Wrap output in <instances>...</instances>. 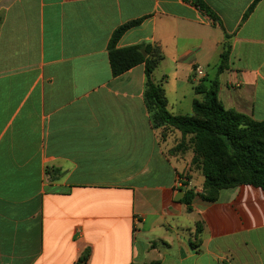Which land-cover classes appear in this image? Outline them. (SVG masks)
Here are the masks:
<instances>
[{"label": "crops", "instance_id": "obj_1", "mask_svg": "<svg viewBox=\"0 0 264 264\" xmlns=\"http://www.w3.org/2000/svg\"><path fill=\"white\" fill-rule=\"evenodd\" d=\"M203 2L217 21L184 0H0V264H264V191L175 200L192 154L152 127L144 65L111 73L112 34L141 20L115 48H159L170 114L216 79L225 110L264 121V0Z\"/></svg>", "mask_w": 264, "mask_h": 264}, {"label": "trees", "instance_id": "obj_2", "mask_svg": "<svg viewBox=\"0 0 264 264\" xmlns=\"http://www.w3.org/2000/svg\"><path fill=\"white\" fill-rule=\"evenodd\" d=\"M211 20L215 15L203 0H184ZM259 0H255L256 3ZM141 20L120 26L113 34L108 48V59L112 76L143 64L146 87L143 95L154 129H170L180 133V140L170 150L171 153L188 151L192 153L190 167H198L203 176L202 194L186 189L180 202L189 206L194 197L208 202L219 199L222 190L237 185H252L264 191V121H254L250 117L225 110L217 98L218 83L213 80L209 87L199 83L195 93L203 94V100H194L191 116H174L166 108L164 90L153 83L151 75L162 58L158 47L141 43L116 49L115 44L128 29L137 26ZM230 44L225 37L220 54L218 73L226 69ZM188 172L179 175L190 181ZM197 227V235L201 232ZM83 255L76 264H84Z\"/></svg>", "mask_w": 264, "mask_h": 264}, {"label": "rangeland", "instance_id": "obj_3", "mask_svg": "<svg viewBox=\"0 0 264 264\" xmlns=\"http://www.w3.org/2000/svg\"><path fill=\"white\" fill-rule=\"evenodd\" d=\"M157 131H158V134H159V137L161 138V139H165V138H167L168 136H169V131L167 130V129H163V128H158L157 129ZM171 139H172V144H173V146H172V148L175 146V144L180 140V139H177L175 136H171ZM171 148V149H172ZM171 149H169V153H171ZM187 152H189V150L187 151H184L182 154H180V153H171V154H173V155H181V157H184L186 154H187ZM192 154V153H191ZM192 158V157H191ZM189 166H190V161H189ZM190 169L193 171V173H195V175H194V182H193V184H191V187H192V190L195 192L196 191V194H202L203 193V191H202V185H203V176H202V173H201V171H200V168H198V167H190ZM198 177H200L201 178V180H202V182L200 183V182H198V184H197V178ZM193 178V177H192ZM190 182V181H189ZM197 189H199L200 191H198Z\"/></svg>", "mask_w": 264, "mask_h": 264}, {"label": "built area", "instance_id": "obj_4", "mask_svg": "<svg viewBox=\"0 0 264 264\" xmlns=\"http://www.w3.org/2000/svg\"><path fill=\"white\" fill-rule=\"evenodd\" d=\"M196 73H197L198 76L202 75V71L201 70H197ZM178 184H179V187L182 188L184 191L186 189H190L189 188L190 187V182H189V180H187L185 178H179Z\"/></svg>", "mask_w": 264, "mask_h": 264}, {"label": "water", "instance_id": "obj_5", "mask_svg": "<svg viewBox=\"0 0 264 264\" xmlns=\"http://www.w3.org/2000/svg\"><path fill=\"white\" fill-rule=\"evenodd\" d=\"M184 190H181L178 195L175 197V200H179L181 195H183Z\"/></svg>", "mask_w": 264, "mask_h": 264}]
</instances>
